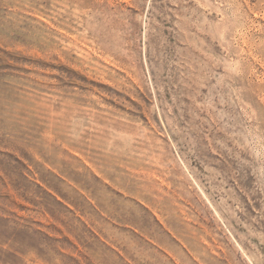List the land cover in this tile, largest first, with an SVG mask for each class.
<instances>
[{
  "label": "rangeland",
  "instance_id": "374dc122",
  "mask_svg": "<svg viewBox=\"0 0 264 264\" xmlns=\"http://www.w3.org/2000/svg\"><path fill=\"white\" fill-rule=\"evenodd\" d=\"M0 264H264V0H0Z\"/></svg>",
  "mask_w": 264,
  "mask_h": 264
}]
</instances>
